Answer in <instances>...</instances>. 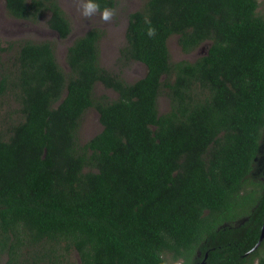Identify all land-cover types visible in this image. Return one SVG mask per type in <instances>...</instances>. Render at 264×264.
<instances>
[{
    "label": "trees",
    "instance_id": "1",
    "mask_svg": "<svg viewBox=\"0 0 264 264\" xmlns=\"http://www.w3.org/2000/svg\"><path fill=\"white\" fill-rule=\"evenodd\" d=\"M142 1L119 51L136 81L102 64L99 26L67 69L51 40L0 38V264H264V0ZM5 2L73 34L59 0ZM173 36L207 52L173 60Z\"/></svg>",
    "mask_w": 264,
    "mask_h": 264
},
{
    "label": "rangeland",
    "instance_id": "2",
    "mask_svg": "<svg viewBox=\"0 0 264 264\" xmlns=\"http://www.w3.org/2000/svg\"><path fill=\"white\" fill-rule=\"evenodd\" d=\"M59 1L73 22L74 31L68 39H60L59 35L45 23L46 18H42L40 22L33 24L9 17L5 0H0V38L6 41L22 39H31L35 41L51 40L56 43L59 63L67 69V46L72 43L74 37L77 35L83 34L94 26H99L106 32V35L101 41L102 64L111 71L120 72L129 82L136 81L146 74V66L144 64L135 61L125 64L126 62L119 58L120 48H122L126 42L125 34L129 15L143 6L142 0H118L116 8L110 10L112 15L107 21L101 18V11H97L91 17L83 16L81 0ZM169 48L173 60L192 61L198 56L206 53L208 45L205 44L192 53H185L178 43V36H173L169 39ZM96 91L99 94L105 92L111 96V98L117 96L116 92L107 90L102 85L98 86ZM10 103L12 107L16 106L15 103ZM159 106L161 112L168 110L169 101L167 97L162 96L160 98ZM102 128L103 125L100 122L99 112L95 108H90L87 110L82 120L79 139L81 141H86L99 133ZM77 257L78 256H76V258ZM77 261H79V258H77Z\"/></svg>",
    "mask_w": 264,
    "mask_h": 264
},
{
    "label": "clouds",
    "instance_id": "3",
    "mask_svg": "<svg viewBox=\"0 0 264 264\" xmlns=\"http://www.w3.org/2000/svg\"><path fill=\"white\" fill-rule=\"evenodd\" d=\"M82 3V15L85 17H91L93 16L98 10H99V5L96 2V0H81ZM112 15V12L110 10L105 9L102 12V19L107 21L110 19ZM155 30L154 29H149L148 30V36L154 35Z\"/></svg>",
    "mask_w": 264,
    "mask_h": 264
},
{
    "label": "water",
    "instance_id": "4",
    "mask_svg": "<svg viewBox=\"0 0 264 264\" xmlns=\"http://www.w3.org/2000/svg\"><path fill=\"white\" fill-rule=\"evenodd\" d=\"M263 239H264V226H263V229H262V234H261L260 242H261ZM260 242H259V243H260ZM202 264H204V262H203Z\"/></svg>",
    "mask_w": 264,
    "mask_h": 264
}]
</instances>
